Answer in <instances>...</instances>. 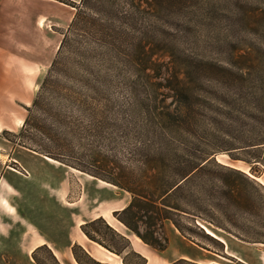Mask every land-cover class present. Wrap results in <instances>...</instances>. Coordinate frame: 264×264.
Listing matches in <instances>:
<instances>
[{
	"label": "rangeland",
	"instance_id": "obj_1",
	"mask_svg": "<svg viewBox=\"0 0 264 264\" xmlns=\"http://www.w3.org/2000/svg\"><path fill=\"white\" fill-rule=\"evenodd\" d=\"M66 2L0 0L3 48L13 57L18 91L20 95L24 92L28 101L19 107L22 121L17 118L11 129L2 131L3 137L5 130L17 134L10 135L11 140L4 137L10 144L19 145V131L28 114L26 106L32 105L43 83L46 88L59 84L62 88L91 89L86 107L101 112L94 121L88 114L75 115L68 128L76 134L73 142L77 153H82L78 162L94 172L113 176L103 161L132 167L142 164L147 138L162 131L159 119L149 111L155 102L171 108L183 102L188 108L184 129L194 145L204 152H215L220 162H231L229 154H233L241 158L234 164L249 168L244 160H252L253 156L235 147L252 143L264 146V0H167L165 4L143 0V16L120 20L123 24L116 21V33L108 44L97 51L91 48L87 58L86 49L78 44L59 54L64 32L77 11L69 3L78 5L81 0ZM54 61L57 64L53 66ZM45 104L54 107L55 112L65 106L64 98L49 93L39 107L46 108ZM61 125L65 127L67 122ZM87 130H91L92 137H85ZM11 166L18 167L14 162ZM258 167L263 170L258 179L264 180V168L261 164ZM67 170V195L57 202L59 207L43 211L62 210L69 216L95 219L91 214L95 212L97 191L93 194V190L97 187L100 196L106 195L102 185L111 183L75 168ZM110 188L116 207L131 199L127 191L113 184ZM107 215L114 218L112 226L133 241L139 240L111 212L105 213L108 223ZM76 224L75 220L69 222V229H81ZM172 231L177 232L176 227L166 221L165 233L173 250L177 240ZM211 234L231 239L232 248L243 246L250 256L264 257V244L244 243L221 231ZM197 238L221 250V241ZM73 239L77 243L66 248V253L75 258L73 247L89 240L83 233ZM148 246L157 257L168 256L169 251L163 253ZM147 256L150 264H155L152 254ZM37 257L40 263L53 264L46 250L38 252ZM73 258H68V264H77ZM131 260L138 263L135 258ZM229 260L223 264H244ZM111 261L122 264L118 256Z\"/></svg>",
	"mask_w": 264,
	"mask_h": 264
},
{
	"label": "trees",
	"instance_id": "obj_2",
	"mask_svg": "<svg viewBox=\"0 0 264 264\" xmlns=\"http://www.w3.org/2000/svg\"><path fill=\"white\" fill-rule=\"evenodd\" d=\"M159 1L165 4L167 0ZM69 4L77 11L64 32L59 54L65 48L70 50L78 44L86 49L84 55L87 58L91 48L97 51L108 44V39L116 33V21L123 24L121 21L143 16V0H81L78 5ZM56 64L54 61L53 66ZM48 93L64 98L65 106L58 112L48 104H45L46 108L39 107ZM89 93V88H62L59 84L46 88L43 83L32 105L26 106L28 114L19 131L18 144L130 193V202L114 211L113 215L129 231L158 251H165L169 246L166 221H171L182 235L205 248H208L207 244L197 237L220 241L206 228L214 233L221 231L234 235L248 243L264 244V184L258 179L263 171L258 164L264 168L262 143L235 147L253 156L252 160H244L249 172L233 163L241 159L233 154H229L231 162H220L215 152L200 150L185 132L187 105L180 102L171 108L155 102L149 111L151 116L159 119L162 131L147 138L142 164L132 167L116 161H103L104 167L113 175L105 176L78 162L82 153H77L74 146L76 134L68 130L75 115L88 114L91 120L101 115L96 107H86ZM65 121L67 125L63 127L61 124ZM3 135L11 140L10 135L16 137L17 134L5 130ZM92 136L91 130H87L85 137ZM81 229L89 239L121 256L125 264H147V258L133 248L130 239L103 216L86 221ZM107 236H110L108 240ZM220 243L223 250L224 244ZM77 249L87 263L77 254ZM42 250L47 251L53 264H62L47 244L33 252L39 264L43 263H40L37 253ZM73 253L79 264H109L93 258L78 244L73 247ZM131 258L137 259L138 263ZM182 262L193 264L186 260L172 264Z\"/></svg>",
	"mask_w": 264,
	"mask_h": 264
},
{
	"label": "crops",
	"instance_id": "obj_3",
	"mask_svg": "<svg viewBox=\"0 0 264 264\" xmlns=\"http://www.w3.org/2000/svg\"><path fill=\"white\" fill-rule=\"evenodd\" d=\"M2 41L3 36L0 35V264H34L33 252L44 244L53 250L56 257L57 251H60L68 262V258L73 257L66 253V248H71L74 243H77L72 238L79 236L80 233L87 237L80 228L69 229L68 223L75 220L77 227H80L82 223L88 221V218L84 219L83 216L76 214L69 216L62 210L59 212L43 211L45 208L59 207L57 202L67 195L68 166L27 147L10 144L2 136V131L11 129L16 119H19V107L28 104L27 95L24 92L20 95L18 91L20 83L14 74L13 62H11L13 57L5 53ZM19 120L22 121V118ZM13 162L18 166L17 168L11 166ZM111 185L106 183L102 185L103 191L106 192V195L102 194V196L99 195L97 187L94 188L93 194L94 191H97V194H94L95 212L91 214L93 218L100 216L105 218L106 212L114 213L130 202L129 199L123 205L116 207L115 198L109 195ZM37 207L41 211H37L35 209ZM75 231L76 233L71 238V233ZM176 231L171 233L177 240L176 246L173 250L168 246L165 251H160L163 253L169 251L168 256H163L162 259L157 257L143 241L139 242V249L133 238L121 233L130 239L137 252L147 258V264H150V258L143 250L152 254L155 264H172L178 260H186L193 264H223L224 260L230 261L231 258L244 264H264V257H253L246 254L243 246L239 249L232 248V240L225 239L223 235L215 236L224 244V249L218 250L209 245H207L208 248L200 246L182 235L177 228ZM88 240L89 242L85 241L83 246L78 244L93 258L114 264L111 261L114 259L99 248L101 244L89 238ZM226 255L231 258L228 259ZM117 256L121 263L125 264L121 256L116 254ZM59 261L65 264L61 259ZM77 264H79L78 261Z\"/></svg>",
	"mask_w": 264,
	"mask_h": 264
},
{
	"label": "bare ground",
	"instance_id": "obj_4",
	"mask_svg": "<svg viewBox=\"0 0 264 264\" xmlns=\"http://www.w3.org/2000/svg\"><path fill=\"white\" fill-rule=\"evenodd\" d=\"M261 182L264 184V180L263 179L261 180ZM107 216H108V220H110L109 223H111V225H112V223L114 222V218L111 217L110 215H107ZM207 231L211 233V231H209V230H207ZM141 241L142 240L140 238H139V240H135L134 241L135 245L139 249H140L139 242H141ZM99 248L101 250H103L106 254H108L112 259H115V257H116L115 253L111 252L110 250H108L107 248H105V247H103L101 245H99ZM143 252L148 254V252H145V250H143ZM57 257H59V259H61L65 264H68V262L66 261V258H64V255L60 251H57ZM72 264H74V263H72Z\"/></svg>",
	"mask_w": 264,
	"mask_h": 264
}]
</instances>
